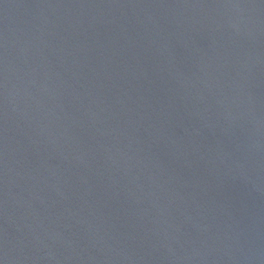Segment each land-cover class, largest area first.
Returning <instances> with one entry per match:
<instances>
[{
	"label": "water",
	"instance_id": "water-1",
	"mask_svg": "<svg viewBox=\"0 0 264 264\" xmlns=\"http://www.w3.org/2000/svg\"><path fill=\"white\" fill-rule=\"evenodd\" d=\"M0 264H264V0H0Z\"/></svg>",
	"mask_w": 264,
	"mask_h": 264
}]
</instances>
